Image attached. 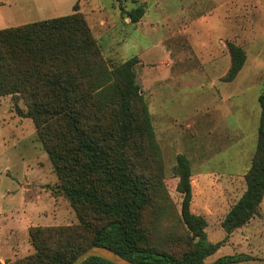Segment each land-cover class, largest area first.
<instances>
[{"label":"rangeland","instance_id":"1","mask_svg":"<svg viewBox=\"0 0 264 264\" xmlns=\"http://www.w3.org/2000/svg\"><path fill=\"white\" fill-rule=\"evenodd\" d=\"M138 5L145 14L132 22L126 11ZM75 6L109 66L139 57L137 81L152 114L168 193L180 209L175 166L185 154L193 170L192 210L208 219L210 241L226 240L221 223L246 188L258 141L264 0H0V29L68 15ZM229 41L247 58L238 76L224 81ZM17 107L27 110L21 98L0 97V264L35 251L30 228L79 223L70 201L57 193L59 178L33 119ZM172 226L163 221L159 227L167 247L174 242ZM239 254L264 257V200L208 262Z\"/></svg>","mask_w":264,"mask_h":264},{"label":"trees","instance_id":"2","mask_svg":"<svg viewBox=\"0 0 264 264\" xmlns=\"http://www.w3.org/2000/svg\"><path fill=\"white\" fill-rule=\"evenodd\" d=\"M0 29V97L24 100L20 115L36 125L37 138L59 178L57 193L76 210L79 223L29 229L35 251L8 264H72L93 245L112 248L134 264H214L249 254L208 259L237 229L258 214L264 200V90L258 141L246 188L231 206L222 227L226 240L210 241L208 219L192 210V163L177 155L180 209L164 180V161L133 56L109 66L83 12ZM132 22L145 14L141 5L126 11ZM234 80L246 62L245 49L229 41ZM175 212V221L170 217ZM173 213V214H172ZM173 224L170 247L159 227ZM181 245V246H180ZM82 264H114L91 256Z\"/></svg>","mask_w":264,"mask_h":264},{"label":"water","instance_id":"3","mask_svg":"<svg viewBox=\"0 0 264 264\" xmlns=\"http://www.w3.org/2000/svg\"><path fill=\"white\" fill-rule=\"evenodd\" d=\"M91 256H99L114 264H134L131 260L123 257L118 252L103 245H93L75 258L72 264H82ZM214 264H264V257L245 258Z\"/></svg>","mask_w":264,"mask_h":264}]
</instances>
